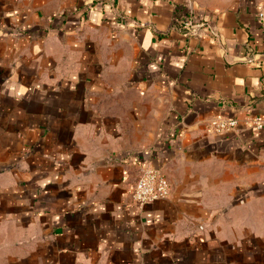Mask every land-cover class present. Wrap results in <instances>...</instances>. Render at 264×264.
I'll use <instances>...</instances> for the list:
<instances>
[{"label":"crops","instance_id":"crops-1","mask_svg":"<svg viewBox=\"0 0 264 264\" xmlns=\"http://www.w3.org/2000/svg\"><path fill=\"white\" fill-rule=\"evenodd\" d=\"M186 12L218 36L175 27ZM260 13L0 0V264H264ZM216 117L238 126L210 132ZM144 164L172 190L141 206Z\"/></svg>","mask_w":264,"mask_h":264},{"label":"built area","instance_id":"built-area-1","mask_svg":"<svg viewBox=\"0 0 264 264\" xmlns=\"http://www.w3.org/2000/svg\"><path fill=\"white\" fill-rule=\"evenodd\" d=\"M264 13H260L263 17ZM179 26L187 34H198L209 32L210 35L217 37L218 31L206 21L196 20L193 16L187 20H180ZM253 125L260 129L264 126V119L256 117L252 119ZM238 126L235 118L216 117L210 119L207 129L210 132L224 133ZM172 190V184L168 176L161 170L156 169L150 164H144L140 168V174L133 189V200L143 206L146 203L155 202L167 198Z\"/></svg>","mask_w":264,"mask_h":264},{"label":"trees","instance_id":"trees-1","mask_svg":"<svg viewBox=\"0 0 264 264\" xmlns=\"http://www.w3.org/2000/svg\"><path fill=\"white\" fill-rule=\"evenodd\" d=\"M189 12V11H188ZM188 12L184 13V15L180 16V14H176V17H174V26L181 29L179 26L180 20H187L190 16H188Z\"/></svg>","mask_w":264,"mask_h":264}]
</instances>
